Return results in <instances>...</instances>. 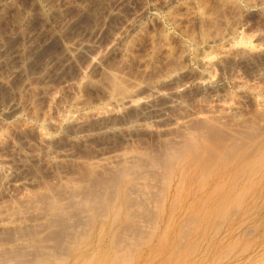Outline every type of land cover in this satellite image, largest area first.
I'll list each match as a JSON object with an SVG mask.
<instances>
[{
    "label": "rangeland",
    "instance_id": "374dc122",
    "mask_svg": "<svg viewBox=\"0 0 264 264\" xmlns=\"http://www.w3.org/2000/svg\"><path fill=\"white\" fill-rule=\"evenodd\" d=\"M0 135V264H264V0H0Z\"/></svg>",
    "mask_w": 264,
    "mask_h": 264
},
{
    "label": "bare ground",
    "instance_id": "6f19581e",
    "mask_svg": "<svg viewBox=\"0 0 264 264\" xmlns=\"http://www.w3.org/2000/svg\"><path fill=\"white\" fill-rule=\"evenodd\" d=\"M120 2V1H119ZM110 15V14H109ZM212 19V18H211ZM207 20V19H206ZM63 23V22H62ZM203 23V22H202ZM216 28V27H215ZM204 29V28H203ZM141 30V29H140ZM207 31H208V29H207ZM217 31V30H216ZM199 34V33H198ZM209 38V37H208ZM116 39V38H115ZM123 82V81H122ZM111 86H112V90H113V92L115 93V94H118V95H120V94H122V92L125 90L124 88H123V84H124V82H123V84L121 83V81L117 78V77H113V78H111ZM238 84H240V83H238ZM240 86V85H239ZM129 91V90H128ZM123 95V94H122ZM113 98V97H112ZM11 106V105H10ZM12 107V106H11ZM16 107H18V106H16ZM217 107L218 108H221V109H223L224 111L225 110H230V107H228L225 103H223V102H219L218 104H217ZM232 108V107H231ZM9 109V108H8ZM11 109V108H10ZM16 109V108H15ZM14 109V107H13V111L15 110ZM228 110V111H229ZM232 111V110H231ZM12 114V113H11ZM174 123L175 124H179V122H178V119L177 120H174ZM213 131V130H212ZM209 133V132H208ZM210 133H211V131H210ZM211 134H213V133H211ZM214 135V134H213ZM212 136V135H211ZM215 137V136H214ZM10 137H9V135H0V146H3L2 145V143H3V141L4 140H7V139H9ZM248 138V137H247ZM217 139V138H216ZM10 140V139H9ZM240 140V139H239ZM243 143V142H242ZM241 144V143H240ZM244 145V144H243ZM188 147V146H187ZM189 148V147H188ZM238 148V147H237ZM225 155V154H224ZM244 156V155H243ZM223 157V156H222ZM231 157V156H230ZM233 157V156H232ZM226 158V157H225ZM234 158V157H233ZM174 161V160H173ZM0 167L3 169V171L5 172V173H13V170L10 168V166H9V162H8V160L6 161H4L3 159L0 161ZM258 168V167H257ZM251 173V172H250ZM108 179H106V181H107ZM13 181H15V184L17 183V185H22V186H25V184H26V182L23 180H13ZM118 183V182H117ZM116 185V184H115ZM108 186V185H107ZM106 186V187H107ZM102 187V186H101ZM121 187V186H120ZM103 188H104V185H103ZM109 188H111V187H109ZM109 188H107V189H109ZM91 189V190H90ZM89 190H88V192H89V198L91 199V200H89L88 201V203L90 204V205H92V206H96V205H98L99 204V202L101 203V201H100V198L98 197V193H96V192H99V186L98 185H94L92 188H90ZM90 193H91V195H90ZM101 196H102V194H101ZM107 198V197H106ZM151 202V201H150ZM153 203V202H152ZM72 204V203H71ZM78 205V204H77ZM84 206V205H83ZM77 207V206H76ZM97 208H98V206H97ZM77 210V209H76ZM56 211V210H55ZM119 211V210H118ZM84 212V211H83ZM57 213V212H56ZM60 213V212H59ZM58 215H60V214H58ZM61 216V215H60ZM53 220H55V221H53V224H51L52 223V221H50V224L52 225H50L51 226V228L53 229V227L55 228H57V230L56 231H54L53 233H51V235H52V237H53V239H54V241L56 242H54L55 243V246L53 247V251H58V250H62L63 249V247H62V242H61V240H62V238H64V237H70V235L72 234L71 232H72V230L70 231V227H68L69 225H67V222H66V220H64L62 217L60 218V217H54L53 216ZM56 218V219H55ZM67 219H68V217H67ZM73 219V218H72ZM77 220H78V218H77ZM80 220V219H79ZM117 220V219H116ZM114 225V224H113ZM50 231H52V230H50ZM50 235V236H51ZM73 235V234H72ZM71 235V236H72ZM49 236V237H50ZM48 238V237H47ZM72 238V237H71ZM70 238V239H71ZM65 239H63L62 241H64ZM126 241V240H125ZM130 242V241H129ZM133 242V241H132ZM131 243V242H130ZM132 244V243H131ZM117 247V246H116ZM118 249H119V246H118ZM48 250V249H47ZM23 251V250H22ZM63 252V251H62ZM38 253V252H37ZM42 253V252H41ZM24 254V253H23ZM56 254V253H55ZM52 255V254H51ZM51 255H49V256H51ZM48 256V255H47ZM57 258V257H56ZM121 258V257H120ZM51 259H52V257H51ZM54 259V258H53ZM119 259V258H118ZM131 259H132V257H131ZM55 260V259H54ZM127 260H128V258H127ZM62 261V260H61ZM116 261V260H115ZM118 261V260H117ZM122 261V260H121ZM129 261V260H128ZM33 262V261H32ZM59 262V261H58ZM80 262V261H79ZM218 262V261H217ZM57 263V262H56ZM55 263V264H56ZM119 263V262H118ZM25 264H31V263H25ZM32 264H35V263H32ZM37 264H39V263H37ZM42 264V263H41ZM88 264V263H87ZM223 264V263H222Z\"/></svg>",
    "mask_w": 264,
    "mask_h": 264
}]
</instances>
